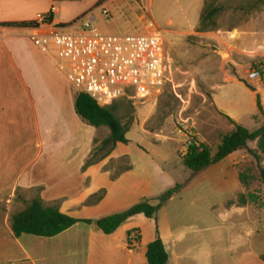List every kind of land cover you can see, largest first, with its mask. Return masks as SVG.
I'll list each match as a JSON object with an SVG mask.
<instances>
[{
	"label": "rangeland",
	"instance_id": "rangeland-1",
	"mask_svg": "<svg viewBox=\"0 0 264 264\" xmlns=\"http://www.w3.org/2000/svg\"><path fill=\"white\" fill-rule=\"evenodd\" d=\"M33 1L34 6L29 8L33 14L54 4L58 12L53 19L64 27L91 12L96 29L107 35L146 32L148 23H152L148 30L163 36V53L172 60L171 81L159 93L156 90L153 97L137 100L128 94L113 102L128 129L125 137L130 154L128 159L109 161L102 170L116 175L130 163L141 179V169L158 167L163 177L160 171L145 176L150 188L147 193L139 191L135 203L146 198L156 204L164 190L175 184L182 186L161 206L155 220L141 217L142 221H137L144 239L155 237L156 228L167 224L184 233L181 246L187 247L189 255L201 264H264L259 259L264 254V195L258 172L264 169V163L257 164L247 150H242L233 165L224 160L191 177L179 162L191 139L207 145L214 154L220 138L232 130L230 121L213 107L212 92L229 75L251 85L247 80L250 66L264 62V3L256 6L251 0H218L213 3L220 8L214 18L218 29L198 33V18L211 0H109L104 3L107 17L101 15L98 7L102 4L95 0ZM227 31L229 34L224 33ZM257 36L256 43L249 40ZM58 74L59 86L65 91L70 88L73 97L75 89ZM226 87L236 97H244L239 85ZM252 123L249 119L242 121L249 131L256 129ZM107 135L108 130L100 128L96 138L102 140ZM247 148L254 150L255 143H248ZM240 174H244V185L238 181ZM239 194H253L256 200L244 212H233V206L227 203L234 202ZM19 208L0 202V218ZM224 215L231 217L223 221ZM246 229H252V236L245 235Z\"/></svg>",
	"mask_w": 264,
	"mask_h": 264
},
{
	"label": "crops",
	"instance_id": "crops-1",
	"mask_svg": "<svg viewBox=\"0 0 264 264\" xmlns=\"http://www.w3.org/2000/svg\"><path fill=\"white\" fill-rule=\"evenodd\" d=\"M34 3L0 0V202L18 206L17 194L28 201L34 197L32 192L40 189L39 196L46 204L59 202L61 213L78 220H97L127 209L139 191L148 192L150 183L145 176L160 171L163 177L164 173L158 167L144 168L140 179L132 167L111 180L110 171L102 168L130 154L127 144L121 143L100 163L81 171L99 129L79 120L74 94L72 97L70 88L65 91L59 86L60 72L53 57L32 44L30 37L36 26L1 25L36 22V15L48 10L29 12ZM249 40L256 43L259 38ZM227 84L242 87L244 97H236ZM251 86L254 91L229 75L213 89L212 104L225 119L243 127L242 121L249 119L258 129L264 119L258 114L256 96L264 114V83L251 82ZM238 156L240 151L224 160L231 166ZM99 189L105 190L103 199L95 206L83 207L85 199ZM246 206H233L232 211L244 212ZM141 217L145 218H130L109 235L94 224L76 223L55 237L42 238L15 237L7 214L0 218V264H147L146 246L155 237L144 239L139 232L137 221ZM230 217L224 215L223 221ZM245 235L252 236V229H246ZM158 236L168 256L166 264H201L181 246L184 233L179 229L166 224L158 228Z\"/></svg>",
	"mask_w": 264,
	"mask_h": 264
},
{
	"label": "trees",
	"instance_id": "trees-1",
	"mask_svg": "<svg viewBox=\"0 0 264 264\" xmlns=\"http://www.w3.org/2000/svg\"><path fill=\"white\" fill-rule=\"evenodd\" d=\"M82 1V0H73ZM96 4H103L109 0H95ZM138 2V0H135ZM218 0H211V4L204 6L203 13L198 18V26L196 32L205 33L213 32L218 29L215 22V17L220 12V8L213 5ZM253 5L260 6L264 0H251ZM95 4V5H96ZM252 7V6H251ZM254 7V6H253ZM3 26H27L35 27V22L28 23H3ZM260 68L264 70V62L258 61ZM237 78V77H236ZM240 82L247 86V89L254 91L253 87L247 82L237 78ZM256 104L258 114L263 117V110L260 105L259 97L256 96ZM74 112L84 124L95 129L105 128L108 130V135L102 140L93 139V146L84 161L81 171H85L88 167L97 164L103 159L107 158L109 154L115 149L118 143L128 144L125 134L128 131L124 127L122 121L118 117L119 108L116 103L109 106H99L93 99L80 92L74 93ZM232 130L223 135L215 153L212 154L210 147L207 145L191 139L187 145L186 152L179 156L180 164L190 171L191 177H194L202 170L219 164L229 155L247 150L250 156L258 163H264V120L259 128L255 131H249L245 127L233 123ZM248 143H255L256 148L249 150ZM103 152L102 156L96 159L97 154ZM122 158H127L126 156ZM128 159V158H127ZM132 170V165L129 163L121 172L116 175H110L111 180H115L124 172ZM259 179L262 186V194L264 195V169H259ZM240 184L244 185V174L238 176ZM182 188L181 185L175 184L164 190L157 198V203L152 204L149 199L143 198L136 204L119 211L99 218L97 220H78L60 212L59 203L51 205L46 204L39 196L40 189H37V194L30 200H23L17 194L16 200L20 202V208L9 214V225L15 237L21 235H29L34 237L52 238L58 234L68 230L76 223L94 224L95 227L102 233L109 235L113 233L119 226L125 224L130 218L136 215H143L147 219L156 218V214L161 206L175 196ZM105 196V190L99 189L94 194L90 195L82 203L83 207H92L97 205ZM255 196L253 194L242 195L239 194L236 200L227 203V206L245 207L246 205L255 203ZM130 235V232L128 233ZM145 259L147 264H166L168 259L164 245L158 236V230H155V238L146 246ZM261 262H264V254L259 256Z\"/></svg>",
	"mask_w": 264,
	"mask_h": 264
},
{
	"label": "built area",
	"instance_id": "built-area-1",
	"mask_svg": "<svg viewBox=\"0 0 264 264\" xmlns=\"http://www.w3.org/2000/svg\"><path fill=\"white\" fill-rule=\"evenodd\" d=\"M98 9L103 17L108 16L104 3ZM57 12L51 4L46 13L36 15L31 42L53 57L57 70L76 92L88 95L99 106H109L128 94L137 100L153 97L171 81L172 60L163 53V36L148 30L152 23L146 32L107 35L96 29L91 12L65 27L53 22ZM37 26L42 30L37 31ZM247 80L263 84L264 70L254 63Z\"/></svg>",
	"mask_w": 264,
	"mask_h": 264
},
{
	"label": "water",
	"instance_id": "water-1",
	"mask_svg": "<svg viewBox=\"0 0 264 264\" xmlns=\"http://www.w3.org/2000/svg\"><path fill=\"white\" fill-rule=\"evenodd\" d=\"M225 57V55H222V58H224Z\"/></svg>",
	"mask_w": 264,
	"mask_h": 264
}]
</instances>
